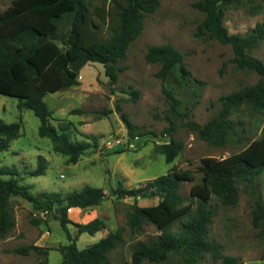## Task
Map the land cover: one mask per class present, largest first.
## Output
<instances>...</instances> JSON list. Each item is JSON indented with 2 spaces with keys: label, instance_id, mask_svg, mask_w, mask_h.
Here are the masks:
<instances>
[{
  "label": "trees",
  "instance_id": "1",
  "mask_svg": "<svg viewBox=\"0 0 264 264\" xmlns=\"http://www.w3.org/2000/svg\"><path fill=\"white\" fill-rule=\"evenodd\" d=\"M95 1L98 4L95 5ZM192 1L193 7L205 15L197 28V35H208L221 45L230 46L234 53L232 63L238 69L254 72L258 80L254 85L221 96L218 114L204 125L192 119L184 122L190 114L180 110L182 100L168 86H164L163 94L169 104L166 115L169 126L161 132V136L171 138L178 130L174 118H179L184 127L209 144L225 146L231 136L237 143H242V133L231 120L233 114L242 107L264 114V62L250 54L264 41V21L257 23L245 35L230 34L224 23L225 10L241 0ZM159 7V0H14L0 13V95L17 99L20 112L33 111L40 120L39 136L49 139L53 151L66 157V165L78 164L88 150L97 147L98 138L85 134L87 141L73 140L67 128L52 125L53 111L45 98L79 85L81 70L89 63L101 64L110 85H116L121 72L119 61L142 35L146 15L154 14ZM65 18L71 20L69 32L60 30ZM146 60L161 65L157 77L164 81L173 77L176 70L181 86L191 78L184 55L171 43L149 47ZM130 96L132 102H137L140 94L132 90ZM117 111L126 124L130 138L150 134L140 131L119 105ZM81 113L82 110L72 111V114ZM20 130V123L0 120V153L9 150L11 143L19 137ZM183 149L184 144L172 138L167 143L156 145V150L165 157L167 164L173 163ZM47 169L46 159L40 156L38 167L30 175L44 176ZM201 172L203 177L193 186L190 200L180 191L185 183L195 182L196 176L191 170L176 167L144 186L126 189L119 185L111 191L110 195L116 198L135 200L127 221L131 233H142L147 224L155 226L160 232L155 239L139 241L133 246L131 264H161L171 257L177 258L179 264H199L207 254L221 264H242L238 257L224 255L221 244L209 240L210 227L216 216V210L209 206V202L214 196L224 207L236 206L239 202L236 181L239 179L254 186L252 225L258 230V236L264 239V200L260 191L264 174V130L258 140L239 154L221 160L205 158ZM0 173L18 174L15 168L2 169ZM12 197H21L36 210L54 215L70 242L59 248L62 256L60 264H111L109 254L122 240L121 231L111 232L98 243L80 249L69 228L73 225L80 236H93L106 228L102 219L77 224L68 215L71 209L100 206L108 197L103 189L85 186L64 195L44 192L35 196L20 185L19 178H0L1 239L6 238L16 225L10 207ZM140 198H158L159 203L142 207L138 204ZM177 222H180V231L174 233L171 227ZM32 223L39 225L40 221L33 220ZM9 251L21 256H29L33 251L48 255V250L35 245ZM261 260H264V252ZM39 264L50 263L45 258Z\"/></svg>",
  "mask_w": 264,
  "mask_h": 264
},
{
  "label": "rangeland",
  "instance_id": "2",
  "mask_svg": "<svg viewBox=\"0 0 264 264\" xmlns=\"http://www.w3.org/2000/svg\"><path fill=\"white\" fill-rule=\"evenodd\" d=\"M13 1L0 0V13ZM159 1V9L154 14L146 15L142 35L130 45L127 54L119 61L121 72L116 85H110L101 64L89 63L81 70L79 85L45 98L53 111L52 125L67 128L73 140L87 141L85 134L98 138L97 147L88 150L78 164L66 165V157L53 151L49 139L39 136L40 120L33 111L20 112L17 99L0 95V120L21 124L19 137L11 143L8 151L0 153V170L15 168L18 174L12 176L0 173V178H19L20 185L35 196L44 192L64 195L85 186L103 189L108 197L100 206L85 210L71 209L68 215L77 224L102 219L106 228L93 236H80L73 225L69 228L80 249L98 243L111 232L121 231L122 240L109 254L111 264H131L133 246L139 241L155 239L160 234L151 224L145 225L140 234L131 233L127 221L135 200L111 196L113 189L119 185L126 189L144 186L176 167L179 170H191L196 176L195 182L185 183L180 191L190 200L193 186L201 182L203 177L201 168L205 158L221 160L239 154L250 143L258 140L264 130V114L242 107L233 114L231 120L239 128L244 141L237 143L231 136L225 146H215L201 140L196 133L184 127L179 118H174L178 130L171 138L182 142L184 149L173 163H166L165 157L156 150L157 144L167 143L171 139L161 136V132L169 126L166 119L169 104L163 94L164 86H168L182 100L180 110L190 114L184 122L192 119L204 125L218 114L221 96L254 85L258 76L252 71L238 69L232 63L234 53L230 46L221 45L208 35H197V28L205 15L193 7L192 0ZM262 21L264 0H241L239 4L225 10L224 23L230 34L245 35ZM60 30H71L70 18L63 20ZM166 43H171L184 55V63L192 74L183 86L179 84L178 70L173 77L164 81L157 77L161 65L146 60L149 47ZM250 54L264 62V41L253 48ZM132 90L140 94L137 102L131 101ZM118 105L140 131L150 134L130 138L126 124L117 111ZM73 110H82L83 113L72 114ZM40 156L46 159L48 169L44 176L32 177L30 173L38 167ZM236 187L239 191L236 206L224 207L214 196L209 202V206L216 210L209 240L221 244L224 255L238 257L242 264H264V260H261L264 239L258 236V230L252 225L254 186L239 179ZM260 191L264 200V174ZM158 203V198L138 199L142 207ZM10 207L16 225L6 238H0V264H39L45 258L50 264H60L62 256L59 248L70 242L54 215L36 210L21 197H12ZM33 220L40 221V224L34 225ZM171 230L178 233L180 222L175 223ZM30 245L48 250V255L33 251L29 256H21L9 251ZM161 264L179 262L177 258L171 257ZM199 264H221V261H215L207 254Z\"/></svg>",
  "mask_w": 264,
  "mask_h": 264
}]
</instances>
